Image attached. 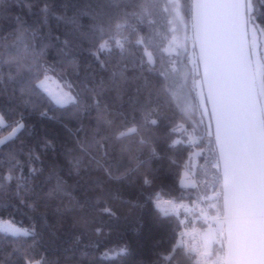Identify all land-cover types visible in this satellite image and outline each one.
<instances>
[{
    "label": "snow or ice",
    "instance_id": "1",
    "mask_svg": "<svg viewBox=\"0 0 264 264\" xmlns=\"http://www.w3.org/2000/svg\"><path fill=\"white\" fill-rule=\"evenodd\" d=\"M193 2L195 6L196 0ZM11 5L9 0H0V97L11 101L18 94L19 111L15 116L18 114L19 118L12 119L15 110L7 115L0 111V125L11 129L7 137L0 139V166L6 169L0 176V264H95L97 260L111 264L110 256L128 255L126 241L115 248H106L99 256L93 255L99 250V243L82 244L79 250L74 247L81 243L97 216L119 219L110 201L121 199L129 212L148 204L158 215L162 214L161 218L169 215V208L176 207L172 202L162 206L160 201L161 168L153 167L155 161L164 159L157 151V145L164 143L158 130L172 125L178 115L176 109L187 114L192 104L188 102L182 107L177 103L173 107L182 94L171 86L163 59L157 65L153 53L171 52L181 44L173 37L163 49L154 45L151 0H139L132 11L121 9L115 18L103 3L80 5L71 16L66 14L67 5H64L65 14L57 16L52 5L45 2L38 18L31 22L19 15L12 16L6 10ZM8 16L14 22L3 23ZM52 16L66 27L53 31L49 24ZM139 26L148 31L142 33ZM125 30L134 33L136 39L131 41ZM126 44L134 45L136 51ZM141 51L138 56L137 52ZM206 54L204 83L208 97L200 115L207 118L208 124L203 134L198 125L193 129L200 142L193 144L194 147L205 136L211 138L213 119L217 125V143L221 142L227 126L224 103L213 91L214 82L222 75L221 65L210 44L206 46ZM172 71H176L175 67ZM194 84L199 93L202 82L196 80ZM209 103L213 105L212 111H208ZM50 112L53 114L49 115ZM33 115L55 122L66 131L60 151L48 134L23 147L26 141L21 136L25 129L34 127L27 122ZM61 117L71 118L77 127L69 128ZM200 123L203 124V119ZM17 141L19 148L14 147ZM49 149L52 155L45 159ZM188 166L190 169L191 164ZM212 167L219 169L220 165ZM163 175H167V170H163ZM68 177H75L71 184ZM185 182L197 186L190 172L181 178V184ZM124 191H135L138 197L123 200L118 194ZM12 199L38 215L47 232L38 229L32 216L28 217L29 226L17 222L8 211L15 210ZM206 199L211 197H198V200ZM48 209L57 218L55 226L49 224ZM199 212L200 217L208 216V209L201 208ZM66 214L71 220L69 230L79 228L71 243L61 239V221ZM212 229L201 234L202 242L196 247L172 243L163 248L157 241L149 249L150 259L137 264H179L178 255L189 264H222L225 245L217 238L214 224ZM91 231L99 235L103 228L96 226Z\"/></svg>",
    "mask_w": 264,
    "mask_h": 264
},
{
    "label": "trees",
    "instance_id": "2",
    "mask_svg": "<svg viewBox=\"0 0 264 264\" xmlns=\"http://www.w3.org/2000/svg\"><path fill=\"white\" fill-rule=\"evenodd\" d=\"M12 4L10 8L6 10L10 11L12 16L19 15L21 19H26L29 22L38 18L39 9L45 3L52 5L53 11L57 16L65 14L64 5H67L68 16L72 15V12L75 11L77 7L85 3L97 4L103 3V6L108 10L113 17H118L121 12V9L127 11H132V6L139 2V0H9ZM153 3V20L154 23L151 26V34L153 36L154 45H159L160 49L165 48L169 41L175 37L177 42L181 44V47L178 49L180 54L179 63L183 68H186V57L188 54H191L195 61L196 67L193 73H189L186 79L188 86L189 98L192 101V105L195 108L196 97L192 93V85L194 80H200L199 67L197 62L196 53L194 50L193 44V30H192V0H151ZM175 4L177 7L173 8L172 5ZM31 6V7H29ZM165 8L168 11H165ZM246 18H247V32L252 31L257 35V44L259 49V57L262 63V87L264 89V60L261 53V41L264 42V3L261 0H246ZM171 21V23L169 22ZM14 22L11 19V16L5 18L3 23L7 24ZM86 22V18H85ZM132 23L135 21L132 20ZM49 24L53 28V31H59L61 28L66 27L63 24V21H57L54 16L49 18ZM140 31L147 32L148 29L139 26ZM125 35L129 36L131 41L136 39L134 33H129L127 30L124 32ZM126 47L131 48L133 51H136L134 45L126 44ZM182 49V53L180 50ZM151 51V49H150ZM184 51V53H183ZM141 52H137V55H141ZM181 54H183L181 56ZM154 58L156 59L157 65L160 64L161 59L164 61V67L169 69L171 65V55L168 52L160 51L158 54L153 53ZM201 81V80H200ZM205 100V99H204ZM176 102L173 103L175 108ZM10 110H15L13 112L12 119L19 118L15 113L19 111V97L9 101L7 97H0V111L7 113ZM177 118L173 120L172 125L168 127H161L158 130V134L164 138V143L157 145V151L162 153L164 156L163 160L155 161L153 167L159 166L161 168V180L163 184L159 189L160 199L164 201H169L172 203H182L185 208H191V211L188 214L182 212V209L177 210V213L170 212L169 215L165 218H161L162 214L158 215L157 212L148 204H145L143 209H133L131 212L128 211V205L121 202V199H113L110 201V206L115 210L119 219L111 220L105 216H97L95 222L89 226V232L83 237V240L80 244H75L74 247L76 250H79L82 244H95L99 243L100 248L93 253L94 256H99L106 248H115L117 245L126 241L129 253L126 256H110L109 260L111 264H137L140 260H148L149 249L157 242L160 241L159 247L167 248L172 243H178L180 234L184 229H204L208 222L205 220L208 216H219L222 217L221 210V190H220V177L219 169H211L206 176V181L199 183L198 187L191 189H184L179 186V180L181 176V171L185 162L187 160L188 154L191 151L189 145L185 144L184 132H178L177 127L182 124H186L187 127H190V117L191 114H184L176 109ZM53 113H49L52 115ZM59 115V113H57ZM64 123L68 124L69 128L77 127L75 121L68 117H61ZM30 125H34L31 129H25L22 133L21 139H24L26 143L23 147L27 148L28 145L33 142H38L39 138L48 134V138L53 140V144L57 151L61 150V141L66 137V131L58 124L46 119L41 120L37 116H31L28 121ZM11 129L0 127V139H3L8 135ZM212 131V130H211ZM31 132V136H29ZM54 134L55 138L51 135ZM173 141H176L172 147H167L171 145ZM206 141L201 142L198 146H204ZM210 144L213 147L214 156L213 160L218 164L216 150L214 147L213 139L210 138ZM14 146L15 148L21 147L19 141ZM39 152V148L37 149ZM52 155V150H48V154L45 157L47 159ZM23 159V156H21ZM176 161V163H173ZM5 167L0 166V176L5 172ZM163 170H167V175H163ZM25 174H27V168L24 169ZM197 178H201L200 175H196ZM75 177H68L69 184L73 182ZM123 200H132L138 197V193L135 191H124L118 194ZM200 196H209L211 199L198 200ZM65 201L68 200L67 197L63 198ZM143 200V197H140ZM197 202V206L193 203ZM219 202V211L216 212L209 208V205H212L213 202ZM11 203L15 205V210L9 208V213L15 215V220L17 222H22L24 226H29L30 221L29 216H32L37 221L38 229H42L47 232V228H43L40 217L35 213L29 212L26 206L19 204L17 199H12ZM165 203V202H164ZM168 204V203H165ZM208 209V216L200 217L199 209ZM41 211H45L41 209ZM48 219L49 224L55 226L57 223L56 216L52 213L51 209H48ZM198 217H200L198 219ZM182 222V223H181ZM63 227L60 228L61 239L65 242L71 243L75 239L76 232L79 231V228L70 231L71 220L67 216L61 221ZM100 226L103 228V231L97 235L91 231V228ZM112 229V231H109ZM2 236V234H0ZM50 252L53 249H48ZM38 252H42L43 249H38ZM89 252H92L91 248H88ZM177 259L179 264H189V262L184 259L183 256L178 255ZM7 264V262H6ZM95 264H106L101 260H97Z\"/></svg>",
    "mask_w": 264,
    "mask_h": 264
},
{
    "label": "water",
    "instance_id": "3",
    "mask_svg": "<svg viewBox=\"0 0 264 264\" xmlns=\"http://www.w3.org/2000/svg\"><path fill=\"white\" fill-rule=\"evenodd\" d=\"M193 44L204 99L208 97L206 46L222 75L213 91L224 103L227 126L212 139L220 177L225 264H264V124L247 32L246 0H192ZM212 103L208 111H212Z\"/></svg>",
    "mask_w": 264,
    "mask_h": 264
},
{
    "label": "rangeland",
    "instance_id": "4",
    "mask_svg": "<svg viewBox=\"0 0 264 264\" xmlns=\"http://www.w3.org/2000/svg\"><path fill=\"white\" fill-rule=\"evenodd\" d=\"M257 35H255L254 32L249 31L248 32V39H249V46H250V55H251V60H252V66H253V73H254V80H255V85H256V90L258 94V99H259V104L261 108V113H262V119H263V124H264V89L262 87V63L260 61L259 57V47L257 44ZM178 49H173L171 52H168L169 55L172 57V63L168 69L169 76L172 80V87L173 88H178L179 91L181 92L182 96L175 101L176 104H180L182 107L185 106L186 103L191 102L188 94V86L187 83L185 82L187 79V76L189 73H193L195 67H196V61L194 57L191 54H188L186 57V68H183L180 63H179V56L180 54L177 55ZM180 53H182V49L180 50ZM184 53V51H183ZM261 53H262V58L264 60V42L261 41ZM183 54H181L182 56ZM174 62V64H173ZM175 67L176 71L173 72L172 69ZM183 76V79H182ZM196 81V80H194ZM190 85L192 86L193 90L192 93L195 94L196 97V105L195 108L192 105V109H190L187 114H191L192 116L190 117V122L191 125L190 127H187L186 124L182 125L180 124L177 127L178 132H184L183 134L185 135V140L183 141L185 144L189 145L191 148V151L188 154L187 160L185 162V165L183 166V169L181 171V176L179 180V186L184 189H191V188H196L198 187L200 182L206 181V176H208V173L210 170L213 168L212 165L216 164L215 161L213 160L212 156H214L213 153V147L210 144L209 140L210 138L206 137V141L204 146L202 145L201 147H194L192 146L193 144H199V139H198V133L193 132V129L198 125L200 128L201 133L203 134L204 127L205 125L208 124L207 118H204L200 115V113L203 111L202 105L204 103V95L202 91V87L199 90V93L197 91V88L194 84ZM203 119V124H201V120ZM3 125H0V127ZM8 136V135H7ZM6 136V137H7ZM5 138V137H4ZM3 138V139H4ZM212 138V136H211ZM201 148L204 149L203 152H201ZM188 163L191 164V168L189 169ZM186 172H190L191 178L196 181L197 186L192 187L189 185L187 182H185L183 185L181 184V178L184 176ZM196 175H200L201 178H197ZM185 180H187V177H185ZM162 206L167 207L168 204H165L163 199H160ZM176 205V207L169 208V213H177V210L182 209V212L185 214H188L191 211V208H185L180 207L182 203H172ZM197 202L195 203V206H197ZM215 225L214 231L217 233V236L220 234L222 230V219L218 217V220L216 219L215 221L212 222V224L209 227H206V229H212V225Z\"/></svg>",
    "mask_w": 264,
    "mask_h": 264
},
{
    "label": "built area",
    "instance_id": "5",
    "mask_svg": "<svg viewBox=\"0 0 264 264\" xmlns=\"http://www.w3.org/2000/svg\"><path fill=\"white\" fill-rule=\"evenodd\" d=\"M212 205L213 210L219 211V203L218 201H215ZM183 234V235H181ZM179 236L178 243L181 247L187 246V247H196L201 244V234L196 231H191V230H184ZM222 264H224L223 259H222Z\"/></svg>",
    "mask_w": 264,
    "mask_h": 264
},
{
    "label": "crops",
    "instance_id": "6",
    "mask_svg": "<svg viewBox=\"0 0 264 264\" xmlns=\"http://www.w3.org/2000/svg\"><path fill=\"white\" fill-rule=\"evenodd\" d=\"M217 220H218V218H217ZM205 231H207L206 228L203 229V232H205ZM217 238L222 241V230H221L220 234L217 236Z\"/></svg>",
    "mask_w": 264,
    "mask_h": 264
}]
</instances>
